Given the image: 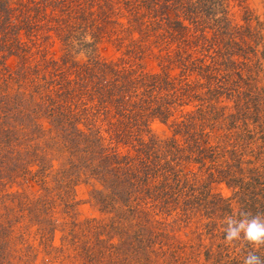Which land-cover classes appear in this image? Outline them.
I'll list each match as a JSON object with an SVG mask.
<instances>
[{
    "label": "trees",
    "instance_id": "1",
    "mask_svg": "<svg viewBox=\"0 0 264 264\" xmlns=\"http://www.w3.org/2000/svg\"><path fill=\"white\" fill-rule=\"evenodd\" d=\"M250 20L244 0H0V258L22 251L13 231L29 210L3 187L26 174L44 182L54 170L62 188L81 174L100 180L97 202L117 208L107 222L70 223L65 238L79 264H186L181 243L146 224L196 210L181 189L187 180L241 187L255 135L264 146L261 124L252 125L264 33ZM103 40L116 59L97 57ZM144 55L156 70L140 68ZM154 119L167 137L150 134ZM214 230L218 250L224 234Z\"/></svg>",
    "mask_w": 264,
    "mask_h": 264
},
{
    "label": "rangeland",
    "instance_id": "2",
    "mask_svg": "<svg viewBox=\"0 0 264 264\" xmlns=\"http://www.w3.org/2000/svg\"><path fill=\"white\" fill-rule=\"evenodd\" d=\"M244 5L251 17V25L257 27L259 23L264 33V0H244ZM230 17L236 22H241L243 10L237 6L231 7ZM45 54L47 57L56 58L60 51L57 45H48ZM96 55L98 58L110 60L116 59L120 53L114 44L103 40L97 45ZM85 57L83 52L74 55L77 60H83ZM261 62L263 71L258 82V87L262 88L261 93L259 92L261 103L257 108L261 114L252 120V125L261 124L264 131V60L261 59ZM15 63L14 58L7 62L10 67ZM137 63L144 71L157 69L156 60L152 55H144L137 60ZM148 127L150 134L157 139H163L170 134L166 124L156 119L152 120ZM255 138L247 153L243 155V160L251 159L253 162L242 163L239 166L243 171V173L238 172L243 177L241 187L233 188L222 182H209L204 179L187 180L181 189L188 200L198 201L192 204L196 205V210H187L185 217L181 218L177 217L174 209L165 221L157 216L159 222L146 224L155 234L165 235L169 243H181L180 251L186 259V264H211L205 259V255L209 259L217 258L213 264H243L244 252L247 251L245 246L264 260V247L253 249L243 241L228 246L224 243L223 235V228L227 226L223 222L226 216L233 215L237 211L251 215L264 214V146L257 135ZM252 167L256 168V171L246 173ZM53 172L54 170L46 175L44 182L37 180L38 177L35 175L26 174L7 182L3 187L9 192L13 202L24 201L29 210L28 213L24 212L20 215L16 230L13 231L18 235L15 246L17 249L23 246L22 251H15L14 256L1 257L0 264H79V257L74 254L65 238L71 228L70 223H80L85 220L107 222L113 217V212L117 213L115 210L117 208L109 211L103 209L97 202V198L103 197L105 193L100 180L81 174L73 185L62 188L53 180ZM200 174H202L201 178L206 175L204 171H200ZM188 176L190 179L193 175L191 173ZM235 176L240 177L237 174ZM43 202V211H41ZM180 211L184 212V210L178 212ZM137 224H139L138 220ZM214 228H218L220 237L223 235V238L219 239L222 243L218 249L220 253L215 247V241L218 240L208 238L210 231L216 233ZM197 233L201 235L200 244H197Z\"/></svg>",
    "mask_w": 264,
    "mask_h": 264
},
{
    "label": "clouds",
    "instance_id": "3",
    "mask_svg": "<svg viewBox=\"0 0 264 264\" xmlns=\"http://www.w3.org/2000/svg\"><path fill=\"white\" fill-rule=\"evenodd\" d=\"M91 42L90 37H85ZM226 227L223 228L224 243L233 246L234 242L243 241L251 245L253 249L264 247V214L237 211L233 215L224 218ZM243 264H264V260L255 251H249L243 259Z\"/></svg>",
    "mask_w": 264,
    "mask_h": 264
}]
</instances>
